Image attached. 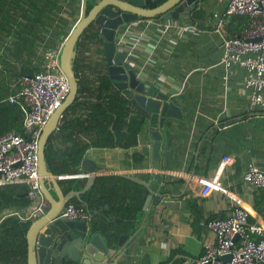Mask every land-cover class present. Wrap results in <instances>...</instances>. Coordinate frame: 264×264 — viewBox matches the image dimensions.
Segmentation results:
<instances>
[{"label": "crops", "instance_id": "0c3cea01", "mask_svg": "<svg viewBox=\"0 0 264 264\" xmlns=\"http://www.w3.org/2000/svg\"><path fill=\"white\" fill-rule=\"evenodd\" d=\"M224 7L223 0H200L191 15L181 14L178 19L167 20L163 15L138 18L123 26L115 40L137 78L146 86L168 93L181 109L180 119L166 121L165 135L159 147V170L194 172L208 177L214 173L222 156H230L233 162L225 167L221 184L240 199L254 223L261 226L264 237V195L259 196L258 188L242 180V173L251 164L264 171V108L250 106L242 69L234 67L233 73L226 80L223 78L221 43L225 36L235 32L232 25L229 26L230 19L218 25L217 19ZM163 22L175 24V27L163 32ZM85 55L89 57L90 53ZM0 81L10 85L11 90L15 88V78L1 77ZM60 123L61 118L58 125ZM147 127L145 121L133 146H89L84 151L82 158L95 163V173L119 171L93 176L89 189L95 199L102 202L99 210L93 211L121 213L123 209L141 203L140 210L130 217L136 229L128 240L138 230L139 234L127 248L131 257L126 255L121 263L142 264L146 258L148 264H191L203 255L204 244L215 242V235L205 222L226 217L232 202L215 191L199 196L198 187H191L185 179L163 175L170 183L171 196L164 197L158 204L157 197L153 196L147 211H143L148 192L131 177L145 181L148 176L151 159ZM88 135V132L71 130L70 136L64 140L58 138L57 143L64 150L74 140L87 143ZM133 152L145 155L137 167L132 165ZM78 164L70 166L73 171L69 174L90 172ZM85 178L76 177L78 183L75 186L74 178L59 179L60 190L63 193L78 190ZM14 187L22 188V185ZM48 187L53 191L52 184ZM81 196L72 198L82 201ZM255 196L263 201L259 204L262 213L252 206ZM28 209V206L11 208L3 213L12 214L16 210L22 217ZM89 216L91 222V214ZM101 236L109 249L115 248L120 253L125 250L124 246L117 248V241H107L102 233Z\"/></svg>", "mask_w": 264, "mask_h": 264}, {"label": "trees", "instance_id": "16d2710c", "mask_svg": "<svg viewBox=\"0 0 264 264\" xmlns=\"http://www.w3.org/2000/svg\"><path fill=\"white\" fill-rule=\"evenodd\" d=\"M82 1L0 0V78L14 79L42 70L44 53L65 40L80 16ZM95 2L96 0H86L87 10ZM246 21L245 16L235 15L230 18L229 26L232 25L231 28L238 32ZM74 51L76 55L72 64L77 80V93L44 148L46 165L56 175L71 173L73 168L70 166L81 161L89 146L135 145L137 135L146 121L145 115L111 81L102 43L94 25L85 28ZM86 52L90 53L89 57L85 55ZM14 89L11 90L10 85L0 81V134L21 129L23 114L20 106L7 100L8 94ZM71 130L88 132V142L74 140L72 145L63 150L57 140L70 136ZM144 156L143 152H133L132 165H141ZM14 186L16 185L0 186V264H26L25 234L31 220L22 219L14 213H3L11 208L28 206L26 197L19 196L25 191L24 186ZM258 189L259 196L264 195V188ZM82 195V201L71 198L69 202L84 206L91 214L92 227L101 232L107 241H117L121 233L130 235L135 231L136 227L130 217L140 210L141 203L137 207L125 208L121 213L94 212L95 209L99 210L101 200L95 199L91 189ZM258 197L255 196L252 206L262 213L259 204L263 201L258 200ZM248 220L254 223V218L249 215Z\"/></svg>", "mask_w": 264, "mask_h": 264}, {"label": "built area", "instance_id": "2783aa9c", "mask_svg": "<svg viewBox=\"0 0 264 264\" xmlns=\"http://www.w3.org/2000/svg\"><path fill=\"white\" fill-rule=\"evenodd\" d=\"M223 2L224 11L217 19L219 26L235 15L247 18L246 24L238 32L225 36L222 40L220 62L225 71L223 78L226 80L233 73L234 67L242 69L243 86L248 91L250 106L264 108V0H223ZM163 24L165 27L163 32L175 27V24L167 22ZM62 43H58L53 49L44 53L45 63L42 70L16 77L15 89L7 96L8 102L20 106L23 116L20 131L10 130L0 134V186H24L29 209L24 216H20L22 219L34 220L42 215L47 207V201L40 191L39 184L38 138L43 126L69 91L67 78L57 60ZM232 162L230 156H222L214 173L208 177L174 170L156 171L162 175L185 179L193 188L198 187L199 196H206L215 191L224 194L232 202L226 217L213 218L205 222L214 233L215 242L204 244L203 255L191 261V264L206 262L264 264V237L261 226L249 222L248 212L242 207L240 199L227 190L220 181L225 167ZM117 172L61 174L57 178L112 175ZM242 180L254 188H264V171L251 164L242 173ZM13 213L18 215L17 212ZM60 216L90 221L89 213L84 206L70 202L65 205ZM225 254L231 255L227 261L221 259Z\"/></svg>", "mask_w": 264, "mask_h": 264}, {"label": "water", "instance_id": "95a60500", "mask_svg": "<svg viewBox=\"0 0 264 264\" xmlns=\"http://www.w3.org/2000/svg\"><path fill=\"white\" fill-rule=\"evenodd\" d=\"M199 1L96 0L88 10L86 0L82 1L80 16L63 41L57 58L58 65L67 78L69 91L61 105L54 110L43 126L38 138L39 184L40 191L47 201V207L42 215L30 221L26 230V264H124L120 261L126 255L131 257L126 251L130 243L138 236L139 230L129 240L127 233L118 236L117 248L125 247V250L123 249L120 253L115 248H108L107 242L98 231H95L91 222L60 216L63 208L73 196L79 198L90 188L93 175L85 178L80 189L63 193L59 187L58 175L54 174L46 165L45 144L49 136L57 129L62 114L76 96L77 80L72 64L76 55L74 46L85 28L92 24L97 29V37L101 40L107 72L111 81L147 119L149 157L151 159L148 176L145 181L131 177L132 180L143 185L148 192L143 211H147L153 196L157 197L156 204L164 197L171 196L170 183L156 171L159 170V147L165 135L166 121L172 118L180 119L181 109L168 93L153 86H146L143 81L137 78L133 68L127 62L126 54L117 48L115 39L123 26L138 18L163 15L167 20L178 19L181 14L191 15ZM78 167H83L90 172L96 171L95 163L86 157L81 159ZM73 182L74 186L77 185L78 179L74 178ZM49 183L52 184L53 191L48 187ZM19 196L25 197L26 193L22 192ZM147 213L151 214V211ZM230 257V254H225L221 259L227 261ZM145 260L142 264H148ZM204 264H210V262Z\"/></svg>", "mask_w": 264, "mask_h": 264}]
</instances>
